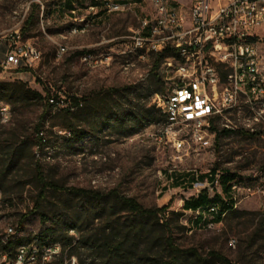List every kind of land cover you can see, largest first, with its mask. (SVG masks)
I'll return each mask as SVG.
<instances>
[{
    "label": "rangeland",
    "instance_id": "1",
    "mask_svg": "<svg viewBox=\"0 0 264 264\" xmlns=\"http://www.w3.org/2000/svg\"><path fill=\"white\" fill-rule=\"evenodd\" d=\"M72 1L70 6L67 0H0V81L26 82L43 96L48 87L59 98L47 114L43 99L25 105L0 99L13 112L11 121L0 126V138L28 141L31 147L10 175L17 186L10 193L13 204L4 205L8 215L18 221L26 213L22 228L28 237L40 238L48 230L42 242L61 241L79 264H105L92 245L110 232L106 225L112 219L129 215L119 205L110 211L117 198L109 195L117 193L150 208L166 205L176 244L197 249L211 264H226L212 260L214 251L231 264H264V192L259 191L264 184V137L222 131L214 145L200 147L182 133L187 140L177 149L165 133L160 108L161 97L174 82L171 59L162 58L153 70L158 53L136 48L132 38L140 19L153 13L152 3L108 12L101 2L92 9L91 0ZM149 33L147 29L145 35ZM17 35L18 45L40 52L33 66H3ZM68 106L71 112L61 110ZM37 165L48 181L63 187L47 189L45 221L42 212L33 210L40 192ZM212 169L240 177V202L233 208L240 212L231 210L222 222L197 226L191 221L197 212L184 209V200L201 191L223 193L209 178L193 180ZM78 189L105 197L91 199L77 194ZM143 237L140 248L152 256L157 247ZM144 263L116 259L113 264Z\"/></svg>",
    "mask_w": 264,
    "mask_h": 264
},
{
    "label": "built area",
    "instance_id": "2",
    "mask_svg": "<svg viewBox=\"0 0 264 264\" xmlns=\"http://www.w3.org/2000/svg\"><path fill=\"white\" fill-rule=\"evenodd\" d=\"M99 1L108 12L143 1L154 6L153 13L140 19L132 38L136 48L170 53L174 82L161 97V105L165 133L177 149L184 147L187 136L200 147L212 146L222 131L264 137V0ZM147 29L149 35H145ZM17 37L3 66H33L40 52L31 45H18ZM12 116L10 104L0 102V126ZM182 133L188 135L181 137ZM221 180L218 170L215 185L222 186ZM240 188L238 177L231 191L234 206L240 202ZM259 191L264 192V184ZM4 205L0 190V264H79L77 256L64 251L61 241L28 237ZM217 209L214 205L210 212Z\"/></svg>",
    "mask_w": 264,
    "mask_h": 264
},
{
    "label": "trees",
    "instance_id": "3",
    "mask_svg": "<svg viewBox=\"0 0 264 264\" xmlns=\"http://www.w3.org/2000/svg\"><path fill=\"white\" fill-rule=\"evenodd\" d=\"M68 4L71 6L73 4L72 0H67ZM91 5H99V0H91ZM33 13L27 19V23H31L33 20ZM10 46V43H9ZM170 53L168 51L158 53V60L153 68L157 70L160 65L162 58L168 56ZM48 92L46 96L40 91L32 89L28 86L26 82L16 81L12 82H2L0 81V99L6 97L9 102L15 104L16 102H21L23 105L28 104L30 100L43 99L45 100L44 114L49 113L53 106L59 104V98L55 94H51V90L46 87ZM51 99H54L52 102ZM79 103L75 99V104L77 106ZM71 107H63L61 110L71 112ZM162 110V107H160ZM60 110V109H59ZM136 117V116H135ZM68 127H73L71 123ZM38 130L40 128L38 127ZM76 135L84 137V132L76 133V129H73ZM228 132V131H225ZM42 137H40V142L42 143ZM31 147L28 141H17L15 138H0V190L3 194L5 203L10 202L13 204L14 198L11 197L10 193L14 192L15 187L10 182V175L13 169L20 163L23 153L30 152ZM217 169H212L211 173H205L199 175L195 178L204 180L209 178L212 183L216 179ZM238 177L234 174L222 172V190L223 194L230 197L225 200L222 194L215 193L214 195H208L206 191H201L197 196H192L184 200L183 208L186 210H193V212L199 211L191 221L197 225L202 226L206 224L209 226V222L219 223L225 220L228 211H233V213H238L240 211L235 210L234 204L231 199L232 184ZM35 180L40 185V192L35 201L33 210L42 212L43 201L46 198V191L51 188L55 191H60L63 187L52 181H48L43 173L40 165L36 167ZM77 194L86 196L91 199L102 200L105 195L102 193H92L89 190L78 189ZM109 196H115L117 198V203H115L110 211L114 212L116 206L119 205V211L128 212V216L124 218H115L111 220L109 225H106L110 232L102 237L101 239L94 240L92 247L94 252L98 255H103L105 259V264H113L116 259L120 261L136 262L145 261L150 262V264H211V259L203 258L195 248L182 249L175 241L174 229L171 225V219L168 216L167 211L169 210L166 205L161 207H146L137 201L135 198L123 197L117 193L111 194ZM216 205L218 207L216 212H210V208ZM104 210V207H101ZM106 210V209H105ZM183 213H177L181 215ZM207 215H213L209 218ZM27 217L26 213L22 214L21 218L18 220L20 225L23 226L24 219ZM41 217L45 221L47 215L42 212ZM48 230L40 234L41 241L45 240L48 234ZM52 232V230H51ZM55 232V230L53 231ZM144 235H147L146 239L156 246L152 256L147 255V250L140 248V239H143ZM66 244V243H65ZM154 250V249H153ZM65 251V248H64ZM167 252V255L164 252ZM218 259L226 264H231L230 260L225 256L217 252H212V260Z\"/></svg>",
    "mask_w": 264,
    "mask_h": 264
},
{
    "label": "water",
    "instance_id": "4",
    "mask_svg": "<svg viewBox=\"0 0 264 264\" xmlns=\"http://www.w3.org/2000/svg\"><path fill=\"white\" fill-rule=\"evenodd\" d=\"M212 184L215 185V181Z\"/></svg>",
    "mask_w": 264,
    "mask_h": 264
}]
</instances>
